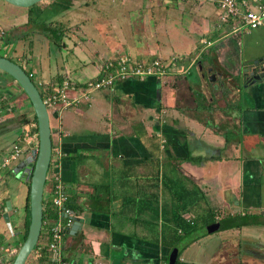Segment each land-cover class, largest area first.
<instances>
[{
  "label": "crops",
  "instance_id": "0c3cea01",
  "mask_svg": "<svg viewBox=\"0 0 264 264\" xmlns=\"http://www.w3.org/2000/svg\"><path fill=\"white\" fill-rule=\"evenodd\" d=\"M158 1L173 4L180 12H189L187 6L200 10L181 30L169 29L161 17L153 19L152 2L133 0L127 9L131 14L106 17H115L119 38L109 44L97 33L101 51L95 55L99 62L90 58L95 64L90 76L98 74L102 61L122 54L170 61L171 73L161 79L129 78L116 82L110 91L93 92L89 102L62 110L63 122L50 133L51 145L63 151L59 178L69 207L81 220L73 235L61 236L57 252L61 264L166 263L169 250L159 237L169 240V220L179 210L174 188L176 194L184 189L202 194L220 180L214 171L219 168L227 173L223 194L216 196V203L211 200L214 205L206 201L208 207L228 213L235 223L246 219L264 225V78L250 82L241 75L242 68L264 55V21L232 33L218 23L213 3L206 2L212 9L208 18L203 16V2ZM88 41L83 40L86 54ZM66 49L85 64L74 42ZM75 58L80 74L85 65ZM53 73L68 76L57 68ZM54 117H60V111ZM28 157L18 159L13 170ZM46 188L42 195L49 196ZM5 197L0 191V214ZM46 222L48 228L52 223ZM40 238L39 244H45V232ZM5 249L0 250L3 256ZM256 249L260 257L247 256L264 259V244ZM7 258L11 264L12 256ZM211 261L208 264H214ZM33 264L48 261L38 262L34 253Z\"/></svg>",
  "mask_w": 264,
  "mask_h": 264
},
{
  "label": "rangeland",
  "instance_id": "374dc122",
  "mask_svg": "<svg viewBox=\"0 0 264 264\" xmlns=\"http://www.w3.org/2000/svg\"><path fill=\"white\" fill-rule=\"evenodd\" d=\"M52 1L55 0H41L37 4H33L34 6L31 5L25 8L13 6L0 0V29L3 31V35L0 38V55L3 53L11 61L18 64L23 71L27 72V69L30 71L32 69L38 78L51 82H56L63 78H69L73 81H84L94 77L90 76V71L95 65L91 61L99 62L95 55L96 52L101 51L99 49L101 45L99 41H96L97 33L100 37H103L102 39L109 41V44L114 43L119 38V35L115 32L117 30L115 28V26L117 27L114 21L115 17L112 20L106 17L108 15L114 16L116 13L125 15L128 12V14H131L127 9L131 8L135 2L133 3V0H61L59 4L52 5L53 15L49 19H44L46 21L41 24L43 27L35 25L32 21L33 17L30 16L36 15L38 9L47 7L50 3L53 4ZM149 1L152 2L154 8L152 10L153 19L161 17L164 21V26L169 29L178 27L181 30V25L188 24V21L192 15H195V10L198 8L197 6L196 9L195 7L194 9L193 7L189 9V6H187L186 10H189L190 13L180 12L173 4H163L159 1L157 2V0ZM56 2L59 1L56 0L54 4ZM202 4L203 8H205L203 16L211 17V6L206 2ZM117 6L125 11H122ZM24 25L28 26L25 27ZM23 29H27L24 38H20L16 42L17 34L21 33ZM51 29L56 36L50 35L49 30ZM223 29L219 30L222 32ZM113 32H115V35ZM10 37L13 38V41L9 45L7 44L5 48V43ZM56 37L58 40L55 39ZM83 40H89V43L86 44L87 54L83 49ZM71 42H74L81 51L80 56L85 64L72 56L73 54L66 49V47L71 46ZM73 58L77 60L81 67L85 65V70L80 74L76 64L72 61ZM90 58L92 59L91 61ZM63 64L64 68H61ZM55 68L64 70L68 76L58 77L57 73H53ZM73 71L75 72L73 73ZM56 78L59 79L57 80ZM30 80L35 84L36 78H31ZM0 98H2L1 103L3 104L0 108L8 109L1 112L2 119L0 120V191L6 195L7 200L14 204L13 210L10 209L8 211L11 229L8 230L6 228L2 218L0 220V247L8 248L9 244H11L10 248L15 249L16 252L23 229L21 227L22 214H20V211L26 186L20 180L19 174L13 172L15 168L13 164H17L28 151L26 150L23 154H18L17 156L10 155V153L15 142L18 143L20 141L22 130H25L26 121L32 116V109L19 86L11 80L9 75L2 71H0ZM62 110L60 111V117L55 118L49 114L48 121L51 132H53L55 125L59 126L60 122H63L64 112ZM53 115H56V113ZM17 125H20L23 129L14 127ZM28 138L26 137L25 139ZM50 142L51 144L54 143L53 134L50 136ZM29 147L36 149L37 138L32 140V145ZM4 159L6 160L5 162H3ZM214 171L220 176V180L213 181L215 183L213 184L214 188L206 190L208 192L206 196V191L202 194L198 193V195L192 194L199 202V205H201L200 203L207 205L208 202L206 203V201L212 202L211 200L216 203V196L223 194L222 185L225 183L224 180L227 173L222 168ZM59 173H61L60 166L58 168ZM45 198L46 195L43 193L42 199L44 200ZM202 212L203 210H200V213ZM205 226L197 228L195 232L183 239L181 244L184 246H178V259L198 264H208L211 260L214 264H264V259L255 260L254 257L247 256L250 254L251 256L260 257L257 255L259 250L256 248L260 249L261 245L264 244L263 224L254 221L249 224H241L238 228L217 229L212 232L207 231ZM14 228L16 229L15 231L13 230ZM234 239L238 240L239 244L236 245ZM33 263L34 252L31 251L24 264Z\"/></svg>",
  "mask_w": 264,
  "mask_h": 264
},
{
  "label": "built area",
  "instance_id": "2783aa9c",
  "mask_svg": "<svg viewBox=\"0 0 264 264\" xmlns=\"http://www.w3.org/2000/svg\"><path fill=\"white\" fill-rule=\"evenodd\" d=\"M170 1V0H160ZM183 1V0H182ZM196 2L213 3L219 11L218 23L228 27V31L238 33L241 29H253L263 24L264 21V0H195ZM3 31L0 29V38ZM206 42V40H203ZM172 62L163 61L160 58H150L140 60L131 57L128 54H122L110 57L102 61L98 74L84 81H73L69 78H63L56 82L40 79L35 73L28 70L26 75L29 79L36 78L34 87L36 88L46 112L58 114L62 109L75 108L79 104L86 103L93 92L110 91L116 82L133 78L136 80H145L147 78L161 79L171 73ZM4 101V100H3ZM0 98V106L3 105ZM8 110L0 108L1 112ZM24 132V130H22ZM24 134V133H23ZM29 137L28 139H25ZM36 139V133L31 132L26 136L20 137V143H15L10 155L17 156L28 151L26 156H30L32 140ZM63 151L58 146H52L50 149L49 162L45 174L43 186H47L46 194L49 195L50 206L56 212V219L48 226V240L46 243L39 244L34 253L39 255L38 250L43 246L49 253L48 264H61L57 252L60 247L61 236L70 227L73 222L74 212L67 205L68 195L64 185L61 183L58 166L63 156ZM6 160L4 159L3 162ZM1 165V164H0ZM45 220L44 224H46ZM1 250V247H0ZM6 250V251H5ZM0 254V264H10L8 256L15 253V249L8 247ZM161 264H166L165 262Z\"/></svg>",
  "mask_w": 264,
  "mask_h": 264
},
{
  "label": "water",
  "instance_id": "95a60500",
  "mask_svg": "<svg viewBox=\"0 0 264 264\" xmlns=\"http://www.w3.org/2000/svg\"><path fill=\"white\" fill-rule=\"evenodd\" d=\"M10 5L17 7H29L41 0H2ZM264 62V55L256 58L255 60L248 63L250 66L247 69H241L242 79L243 76L250 78V82L255 80L259 81L264 78V66L261 64ZM0 71L9 75L12 80L19 86L24 95L30 102L31 109L33 111L35 121H36V138L37 147L30 151V156L26 158L21 163V166L16 171L13 170L15 174H19L20 180L26 181L29 176L28 182V224L26 235L23 241L18 246L11 264H24L27 256L33 250L34 245L38 239L39 230L41 226V214H42V192L43 184L45 180V174L50 157V127L48 121V113L46 112L45 106L41 101V98L27 77L23 69L13 61L9 60L4 56H0ZM32 164V166H31ZM11 209V204L9 200L4 201V207L1 212V218L8 230L11 229L8 211ZM81 220L80 218L73 217V222L70 227L65 231L70 235H73L75 231L80 228ZM207 231L212 232L217 230L219 227L218 222L207 224ZM183 241V240H182ZM176 244L172 247L166 257V264H174L177 258L178 246L183 247L181 244ZM186 242V241H185Z\"/></svg>",
  "mask_w": 264,
  "mask_h": 264
},
{
  "label": "trees",
  "instance_id": "16d2710c",
  "mask_svg": "<svg viewBox=\"0 0 264 264\" xmlns=\"http://www.w3.org/2000/svg\"><path fill=\"white\" fill-rule=\"evenodd\" d=\"M55 1H52L53 4L50 3L47 7H44L42 9H38V11L36 12V15L30 16V17H33V20L31 18L30 19L33 21V23L35 25L41 26V24H43L46 21V20L44 21V19H49L52 17V15H53V6L52 5L55 6V5L59 4L61 0H58L59 2H56L54 4ZM30 14H32V13H30ZM41 27H43V26H41ZM49 32H50V35H55L53 33L52 29L49 30ZM57 37L59 38V36H57ZM57 37L55 38L56 40H58ZM0 56L6 57L5 55H3V53ZM11 80H12V78H11ZM21 92H22V90H21ZM25 98H26L27 102L29 103L28 105L30 106V102L28 101L26 96H25ZM89 100L87 102H89ZM26 122H27V124L24 127L25 130L23 132L24 134L22 133V135L20 137H22L23 135L26 136L28 133L30 134L31 132H35V133L37 132L36 121H35L33 111H32L31 118L29 120H27ZM15 143H17V142H15ZM18 143H20V142H18ZM51 147H52V145H51ZM31 166H32V164H31ZM157 177H155V178L157 179ZM28 182H29V176H28L26 181H23V183L26 186V189L24 191L23 199L21 201L22 207H21L20 214L22 213L21 227H23V229H22V232L20 235V239H19V243H18L19 245L23 241V239L26 235L27 224H28ZM174 189H176V190H175V194H173V196H174V199L176 200V205L179 206V210L175 212L174 218L169 220L170 224L172 225V230L170 231V234H169V240L163 241L162 236L159 237V242L160 243L163 242V244L167 245L168 250H170L176 244H179L186 236L195 232V230L197 228H203L207 224L218 222V224H219L218 229H229L232 227L238 228L241 224L248 223L246 219H243V220L239 221L238 223H235L233 221V218L229 217L228 213H223L218 208L217 209H211L206 204H205V206L203 205L202 207H200L199 202H197V200L192 196V194L198 195V192L192 193V192H188V190L184 189V191H181V192H179V194H176V193H178V192H176L178 189L177 188H174ZM181 189H183V188H181ZM6 199H7L6 197L2 199L1 207L4 205V201ZM49 200H50L49 196H46V198L44 200L43 199L41 200V205H42L41 228L39 231L37 242L34 245L32 251H35V248L39 245V243L41 241L40 237H41L42 232H45L46 240H48V234L49 233H48V228L44 227L45 220L50 221L52 223L56 219V212L50 206ZM67 205H71V202L67 201ZM200 210H203V212L200 213ZM183 212L190 213L192 216L188 217L187 219H184V218L179 216V214H181ZM215 216H219V218L216 219ZM0 220H1V214H0ZM13 230L15 231L16 229L14 228ZM38 252H39V255L36 256V260L38 262L48 261V258H46V252L47 251H46V248L44 246L42 248H40L38 250ZM178 254H179V251L177 253V258H176L174 264H194L191 262L179 261L178 260ZM13 257H14V254L12 255L11 261H12Z\"/></svg>",
  "mask_w": 264,
  "mask_h": 264
},
{
  "label": "flooded vegetation",
  "instance_id": "af4514ba",
  "mask_svg": "<svg viewBox=\"0 0 264 264\" xmlns=\"http://www.w3.org/2000/svg\"><path fill=\"white\" fill-rule=\"evenodd\" d=\"M24 26L27 27L28 25H24ZM26 30H27V29H23L21 33H18V34H17L16 42H17L18 39H20V38H21V39L24 38ZM12 41H13V38L10 37V39H8V40L6 41L4 47L6 48V47H7V44L9 45ZM21 214H22V213H21Z\"/></svg>",
  "mask_w": 264,
  "mask_h": 264
},
{
  "label": "clouds",
  "instance_id": "9594fccd",
  "mask_svg": "<svg viewBox=\"0 0 264 264\" xmlns=\"http://www.w3.org/2000/svg\"><path fill=\"white\" fill-rule=\"evenodd\" d=\"M25 72V71H24ZM26 74V73H25ZM31 81V80H30Z\"/></svg>",
  "mask_w": 264,
  "mask_h": 264
}]
</instances>
